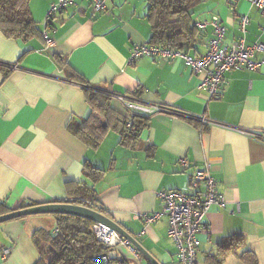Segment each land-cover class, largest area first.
Returning <instances> with one entry per match:
<instances>
[{
  "label": "crops",
  "instance_id": "obj_1",
  "mask_svg": "<svg viewBox=\"0 0 264 264\" xmlns=\"http://www.w3.org/2000/svg\"><path fill=\"white\" fill-rule=\"evenodd\" d=\"M55 1L29 0L40 30ZM146 13V0H106L105 9L96 12L88 1L78 0L57 14L52 46L41 36L21 41L0 31V61L15 66L0 68V200L11 208L22 201L64 202L77 184L92 186L103 214L156 262L170 264L176 249L167 235V218L146 224L140 214L161 209L159 191L188 188L193 170L209 164L224 205H212L205 215L206 227L196 235L195 264H264V141L239 131L264 133V63L255 70L227 72L218 98L197 90L201 75L180 58L142 56L127 64L132 45L150 40ZM243 14L249 17L246 45L264 43V12L247 0H199L191 9L192 21L219 18L225 44L241 36ZM211 31L198 33L185 52L202 54ZM255 58H264V51ZM68 70L93 85L168 110L149 114L135 146L120 143L113 125L98 147L88 146L68 128L89 110L81 88L65 80ZM111 108L129 115L116 97ZM201 116L211 124L198 126ZM181 157L190 167H181ZM84 163L102 169L101 178L92 182L85 176ZM54 228L53 214L0 223V264H34L39 254L33 233ZM238 237L242 244L225 250ZM141 255L138 262L119 246L113 257L152 264Z\"/></svg>",
  "mask_w": 264,
  "mask_h": 264
},
{
  "label": "trees",
  "instance_id": "obj_2",
  "mask_svg": "<svg viewBox=\"0 0 264 264\" xmlns=\"http://www.w3.org/2000/svg\"><path fill=\"white\" fill-rule=\"evenodd\" d=\"M146 1V19L151 28L149 43L184 49L195 41L200 32L192 26L191 9L199 0ZM0 31L8 38L21 41L38 36L43 38V30H40L38 23L31 16L29 0H0ZM12 66V64L0 61L1 69L8 71ZM65 76V80L81 88L89 108L83 119H73L68 123V128L72 133L88 146L98 147L113 125L119 132L120 143L128 146L137 144L139 132L147 124L148 113L125 107L129 115L120 116L111 108V101L116 93L104 85L89 83L72 70H68ZM126 98L144 104L134 98ZM102 171L99 167L84 163L83 173L92 182L101 178ZM69 184L72 186L70 182ZM69 193L71 194L70 202L88 206L101 213L104 212V209L95 201V192L92 186L77 184L74 189H70ZM35 204L22 201L17 208ZM12 209L0 200V215ZM53 216L55 217V227L58 228L57 233L37 229L32 235L33 244L39 254L34 264H130L128 260L121 257L101 259V255L106 253V249L101 246L92 231L93 221L69 214L56 213ZM233 239L231 238L224 246L225 250L233 251L237 247L236 242L242 244L241 237H238L237 240L234 239L235 242L232 241ZM243 257L246 259L245 255ZM251 260L254 262V259L251 258Z\"/></svg>",
  "mask_w": 264,
  "mask_h": 264
},
{
  "label": "built area",
  "instance_id": "obj_3",
  "mask_svg": "<svg viewBox=\"0 0 264 264\" xmlns=\"http://www.w3.org/2000/svg\"><path fill=\"white\" fill-rule=\"evenodd\" d=\"M86 1L90 3L93 12L105 9L106 0ZM247 1L264 12V0ZM77 2L78 0H56L50 5L44 18L42 32L47 46H52L54 43L50 34L57 14L66 8L77 6ZM248 22L249 17L246 14L241 15L238 22L241 36L229 44H225V26L217 16L213 15L206 20L192 21V26L198 32H202L207 27L212 30L206 50L202 54L191 55L184 49L142 42L132 45L127 64H131L142 56H152L162 61H173L180 58L194 74L201 75L196 86L197 90H205L209 98H218L222 93L224 75L227 72L241 68L255 70L264 63V58L260 60L255 58L256 53L264 51V43L261 41L251 45L245 43L244 33ZM14 67L12 66V68ZM114 97L123 102L126 108L143 113L150 114L168 110L163 105L139 104L120 94H115ZM197 119L198 126L201 127L212 122L205 116ZM239 131L264 141V133ZM179 164L183 169L190 167V162L185 157L179 159ZM157 195L161 202V209L154 212H143L140 217L146 224H151L165 216L167 218V235L176 249V260L170 264H195L198 246L196 235L206 227L205 215L212 205H224V198L217 192L216 182L211 174L209 164L193 170L189 177L188 188L165 189L159 191ZM92 231L101 246L106 249V253L101 256L102 260L114 258L115 250L119 246L124 247L138 262L141 260V253L130 241L109 226L96 222L92 225ZM57 232L58 228L55 227L53 233ZM3 251L5 254L8 253L7 249Z\"/></svg>",
  "mask_w": 264,
  "mask_h": 264
},
{
  "label": "water",
  "instance_id": "obj_4",
  "mask_svg": "<svg viewBox=\"0 0 264 264\" xmlns=\"http://www.w3.org/2000/svg\"><path fill=\"white\" fill-rule=\"evenodd\" d=\"M69 214L80 216L86 219H89L93 222L102 223L104 225L109 226L113 230L117 231L122 237L128 239L130 243L146 258H148L152 264H159L154 260L142 247L141 245L130 235L122 226L117 224L113 219L109 218L108 216L104 215L103 213L90 208L85 205L76 204L73 202L64 201V202H45V203H38L31 206H26L22 208H13L11 211L1 214L0 215V223L30 216L36 214ZM102 256V255H101Z\"/></svg>",
  "mask_w": 264,
  "mask_h": 264
},
{
  "label": "rangeland",
  "instance_id": "obj_5",
  "mask_svg": "<svg viewBox=\"0 0 264 264\" xmlns=\"http://www.w3.org/2000/svg\"><path fill=\"white\" fill-rule=\"evenodd\" d=\"M43 26V25H42ZM94 223H96V222H94Z\"/></svg>",
  "mask_w": 264,
  "mask_h": 264
}]
</instances>
